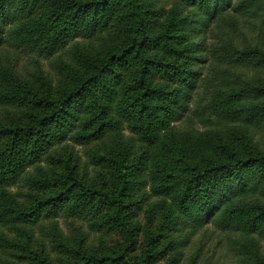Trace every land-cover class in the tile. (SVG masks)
I'll return each instance as SVG.
<instances>
[{
  "label": "trees",
  "instance_id": "obj_1",
  "mask_svg": "<svg viewBox=\"0 0 264 264\" xmlns=\"http://www.w3.org/2000/svg\"><path fill=\"white\" fill-rule=\"evenodd\" d=\"M157 1L0 0V251L30 253L43 223L64 217L89 233L80 226L61 264H153L169 251L165 264H180L207 226L240 238L243 264H264V0ZM246 23L257 37L238 41ZM17 55L37 56L36 70ZM105 139L110 152L89 154L105 186L44 167L56 146ZM138 143L149 165L128 160ZM131 192L159 200L175 235L161 249L151 225L139 242ZM102 231L123 243L87 250ZM42 250L36 264H50Z\"/></svg>",
  "mask_w": 264,
  "mask_h": 264
},
{
  "label": "rangeland",
  "instance_id": "obj_2",
  "mask_svg": "<svg viewBox=\"0 0 264 264\" xmlns=\"http://www.w3.org/2000/svg\"><path fill=\"white\" fill-rule=\"evenodd\" d=\"M158 6L162 5V1H157ZM230 31V29H229ZM251 29V26L246 23L240 32L237 33V40H248L252 41L253 38L257 37V33ZM255 43V42H253ZM13 51L10 50L9 53ZM11 56V55H10ZM18 59L20 64L19 68L32 73L36 69L33 66V61L37 60V56H23L17 55L11 57V59ZM40 63V62H39ZM25 70L21 74H28ZM249 78H252L251 72L246 73ZM153 84L158 87H163L169 89L172 87L171 83L165 82L163 80L155 77L153 79ZM18 112H16V115ZM1 123V122H0ZM126 136L128 132H125ZM113 145L111 139H105L103 141L94 143L85 147L73 146L70 142L64 143L63 145L54 147L55 159L52 165L44 166L49 169V174L62 175L68 178L71 184L72 182H80L83 184H88L95 187L105 186L106 182L103 183L102 178L99 177L100 174H105L106 170L101 168H94L90 161L89 154H105L112 150ZM152 150L148 148L147 145L138 143L133 150L130 151L128 160L133 164H145L149 165L152 161L150 152ZM73 168V169H72ZM108 177V176H107ZM106 178V175H105ZM107 180V178H106ZM104 184V185H103ZM132 203H136L133 209L132 222L139 226L140 232L138 233L139 242L142 243L143 238V228L145 225L153 226L154 233L157 234L160 231L161 236H167L166 238H160L157 246V250L165 246L170 239L174 238L175 235L170 233L166 226L162 223V209L158 205V201L155 198H147L141 200L139 194L131 192V196L128 199ZM150 211L153 217L151 222H148L147 212ZM58 221L57 229H55V224L52 221L44 222L42 225V231H39L38 243H36L33 248H31L30 253H21L22 247L17 249H4L5 251H0V264H11L8 261H18L17 259H12L11 255L22 257L27 256L26 260H21L18 264H36L38 259L41 257L42 253L46 255L47 260L50 264H61L62 262L72 261L73 257L71 250H76L78 244H80V237L77 238L78 234L76 232L89 233L87 226L81 225V223H73L71 226V221L65 219L64 217L56 219ZM82 226V231L80 230ZM73 230V231H72ZM76 230V231H74ZM61 232V233H60ZM180 237L181 239L186 237V235ZM179 236V235H177ZM77 238V239H76ZM239 238V237H238ZM238 238L234 235L219 232L211 227H206L200 232L195 233L188 239V243L180 249L179 253L182 255V261L180 264H243V257L237 255V247L234 243ZM240 240V238H239ZM87 250L91 248H97L102 245L106 249L116 248L117 244H122L123 240L118 232H106L92 233L87 238ZM237 245V244H236ZM239 247V245H237ZM102 247V248H104ZM264 250V246H263ZM264 253V252H263ZM140 250L134 251L133 256H139ZM174 255V252L169 251L161 260L154 262L153 264H165L169 258ZM242 260V261H241Z\"/></svg>",
  "mask_w": 264,
  "mask_h": 264
}]
</instances>
